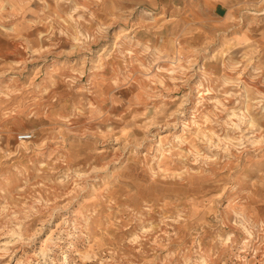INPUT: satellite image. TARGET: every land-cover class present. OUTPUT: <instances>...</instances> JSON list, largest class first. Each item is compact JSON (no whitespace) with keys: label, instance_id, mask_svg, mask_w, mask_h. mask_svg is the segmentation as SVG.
Returning a JSON list of instances; mask_svg holds the SVG:
<instances>
[{"label":"rangeland","instance_id":"374dc122","mask_svg":"<svg viewBox=\"0 0 264 264\" xmlns=\"http://www.w3.org/2000/svg\"><path fill=\"white\" fill-rule=\"evenodd\" d=\"M0 264H264V0H0Z\"/></svg>","mask_w":264,"mask_h":264},{"label":"built area","instance_id":"2783aa9c","mask_svg":"<svg viewBox=\"0 0 264 264\" xmlns=\"http://www.w3.org/2000/svg\"><path fill=\"white\" fill-rule=\"evenodd\" d=\"M33 135L31 132H24L17 134L18 141H29L32 139Z\"/></svg>","mask_w":264,"mask_h":264},{"label":"crops","instance_id":"0c3cea01","mask_svg":"<svg viewBox=\"0 0 264 264\" xmlns=\"http://www.w3.org/2000/svg\"><path fill=\"white\" fill-rule=\"evenodd\" d=\"M221 6V8H226V6L225 5H220ZM226 10H227V8L224 10V14L223 15H225L226 14Z\"/></svg>","mask_w":264,"mask_h":264},{"label":"bare ground","instance_id":"6f19581e","mask_svg":"<svg viewBox=\"0 0 264 264\" xmlns=\"http://www.w3.org/2000/svg\"><path fill=\"white\" fill-rule=\"evenodd\" d=\"M83 39V38H82ZM73 147H74V145H73ZM76 147H78V146H76ZM76 147H74V148H76ZM82 148V147H81ZM80 150V149H79ZM66 151V150H65ZM75 151V150H74ZM246 226V225H245ZM248 242V241H247Z\"/></svg>","mask_w":264,"mask_h":264}]
</instances>
